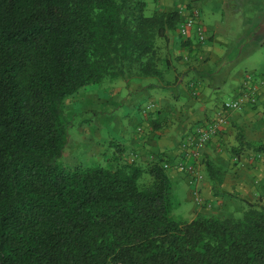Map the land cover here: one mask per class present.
I'll use <instances>...</instances> for the list:
<instances>
[{
	"label": "trees",
	"instance_id": "trees-1",
	"mask_svg": "<svg viewBox=\"0 0 264 264\" xmlns=\"http://www.w3.org/2000/svg\"><path fill=\"white\" fill-rule=\"evenodd\" d=\"M147 8L0 0V264H264V203L222 189L212 163L214 193L242 202L239 213L175 218L166 168L123 160L114 141L113 167L62 161L69 97L116 79L163 80L159 43L182 15ZM191 39L180 34L181 46Z\"/></svg>",
	"mask_w": 264,
	"mask_h": 264
},
{
	"label": "crops",
	"instance_id": "crops-1",
	"mask_svg": "<svg viewBox=\"0 0 264 264\" xmlns=\"http://www.w3.org/2000/svg\"><path fill=\"white\" fill-rule=\"evenodd\" d=\"M150 2L163 10L178 9L186 2L188 6H198L206 40L199 43L193 35V46H174L172 55L180 58L178 62L169 61L171 65L164 71L163 80L105 82L102 85L105 97L90 91L73 96L79 103L96 102L90 106L83 104L80 109L81 113L89 112L93 116L90 120L82 119L78 125L82 150L88 153L85 157L92 158L94 164L113 167L116 148L111 142L116 139L102 134L104 128L112 125L120 139L123 160L135 161L141 166L153 161L172 164L166 172L178 201L174 208H185L188 219L197 214L226 213H219L216 208L222 207L230 197L214 193L208 162L221 170V188L226 192L264 203V151L257 152L238 143L242 136L244 142L264 144V0ZM176 68L182 71L180 76L173 72ZM248 73L259 83L256 103L228 112L227 123L202 148L200 156L185 159L180 143L198 125L211 120L223 100L237 96ZM144 99L154 102V108L148 109V103L143 107ZM120 106L128 107L123 116L108 120L107 116L98 114H114ZM140 107L141 114L134 115V109ZM181 159L193 164L202 175L198 183H190L191 177L175 167V162Z\"/></svg>",
	"mask_w": 264,
	"mask_h": 264
},
{
	"label": "built area",
	"instance_id": "built-area-1",
	"mask_svg": "<svg viewBox=\"0 0 264 264\" xmlns=\"http://www.w3.org/2000/svg\"><path fill=\"white\" fill-rule=\"evenodd\" d=\"M187 5L188 3L181 6L179 10L182 14V21L179 24V33L184 37L194 35L198 42L203 43L206 40V33L201 23L200 9L196 5H190L187 8ZM253 77L251 73H248L242 82L237 96L223 100L221 105L214 111L213 118L198 125L188 138H185V140L180 143V148L185 159H195L200 156L202 148L205 147L212 136L218 134L227 123L228 112L239 110L245 106L256 103L259 94V83L255 82ZM147 108L150 110L153 109L154 102L150 101ZM162 165L167 169L171 167L172 164L168 161H163ZM175 167L180 171L186 172L191 177L190 183L192 184H196L202 179V175L196 170L193 164H188L184 162L183 159L177 163L175 162Z\"/></svg>",
	"mask_w": 264,
	"mask_h": 264
},
{
	"label": "rangeland",
	"instance_id": "rangeland-1",
	"mask_svg": "<svg viewBox=\"0 0 264 264\" xmlns=\"http://www.w3.org/2000/svg\"><path fill=\"white\" fill-rule=\"evenodd\" d=\"M145 1L148 4V8L146 10V13H149L153 9V7H156V6H154V4H152L150 2V0H145ZM186 3H188V2H186ZM187 8H188V5H187ZM178 9L180 10L181 7L178 8ZM183 11H186V10H183ZM203 11L205 12V8L204 7H203ZM202 17H204V13H203ZM159 44H160V57H161L159 65L162 67L163 70H166V69H169L166 66V62H165L167 58H168L169 61H171V59H174V60H176V62H178L179 61L178 58H180V57H178V55L177 56L172 55L173 51L175 50L174 46H181L180 34L178 33V30L173 36H171L167 47L163 44V42H160ZM179 56H182V55H179ZM184 64H186V63H184ZM170 65H171V63H170ZM171 67L172 66H170V69H171ZM248 67H249L248 69H252V70L255 69V68H253V66H248ZM173 72L176 73V75L180 76L182 71L178 72V68H176L175 70H173ZM250 72H253V71H250ZM121 81H123V80L122 79H116L115 80V82H121ZM85 91H90L91 93L94 92L95 94L99 92L98 93L99 97H105L104 93L102 91V85L91 84V85L87 86ZM123 93H125V92H123ZM73 96L75 98V95H73ZM73 96L69 97L66 100V106H65L67 119L69 120V122L71 124V126L68 128V135H69V138H72V140L69 141V143H68V145L66 147V150L64 151L62 161L65 164L91 165V164H94L95 161L92 158L87 159V157H85L87 151H85V150L83 151L82 150V148H84V146L82 145L81 141H79L78 125H79V122L82 119H88L89 118V120H90L91 116H92V114L89 113V112H83V113L80 112V109H81L82 105L83 104L84 105H88V106L95 105L96 102L95 101L92 102V101H87L86 100V102H80L79 103L78 101H74L73 100ZM148 101H149V99L148 100L144 99L142 101L141 105L144 107V105L147 104ZM141 107L139 108V110H138V108L134 109V115L135 114L136 115H140L141 114V112H140L141 111ZM127 111H128V107L120 106V107L117 108V110L115 111L114 114L107 115L104 112H101V113H98V114L107 116L108 120H109L110 118H112L114 116L115 117L123 116L124 114L127 113ZM119 119L121 120L122 118H119ZM120 120H118V121H120ZM105 127H107V126H105ZM102 134H103L104 137L106 135L114 136L115 139H116V140H114L115 144L116 143L118 144V142H120L119 136L115 132V130L113 129L112 125H110L107 128H104L103 131H102ZM100 154H101V152H100ZM102 155H104V154L102 153ZM87 156H88V153H87ZM108 164H111V162H109ZM102 165H104V164H102ZM226 200H227V203L223 204V206L220 207V208H216L218 211H220L219 213H222V212L239 213L240 211H242L243 209L246 208L245 205L242 202H240L239 200L232 199V198H227ZM254 202H258V200H255ZM172 215L175 218H177V219H188L187 211H186L185 208H180V207L179 208H174L172 210Z\"/></svg>",
	"mask_w": 264,
	"mask_h": 264
}]
</instances>
